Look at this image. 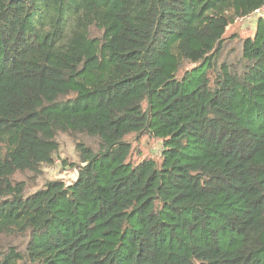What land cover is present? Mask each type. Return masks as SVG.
Returning a JSON list of instances; mask_svg holds the SVG:
<instances>
[{
    "label": "trees",
    "instance_id": "obj_1",
    "mask_svg": "<svg viewBox=\"0 0 264 264\" xmlns=\"http://www.w3.org/2000/svg\"><path fill=\"white\" fill-rule=\"evenodd\" d=\"M262 7L0 0V264H264V18L226 36ZM61 134L77 179L28 193Z\"/></svg>",
    "mask_w": 264,
    "mask_h": 264
},
{
    "label": "rangeland",
    "instance_id": "obj_2",
    "mask_svg": "<svg viewBox=\"0 0 264 264\" xmlns=\"http://www.w3.org/2000/svg\"><path fill=\"white\" fill-rule=\"evenodd\" d=\"M259 19L257 14H253L250 18H246L242 21L235 22L231 25L226 32V36L234 35L239 39L246 37H253L256 22ZM238 41H233L229 43L224 49V58L226 54L230 52L231 49L235 48ZM239 43L237 44V47ZM231 56L228 57L229 60L233 59V53L230 52ZM58 141V151L54 155L53 164L49 166H44L42 168V175L38 178L35 177H19L18 180L27 183L26 190L28 193H34L44 186L48 181L61 180L65 184L69 185L77 179V168L75 166L79 165V159L77 152L75 150V145L72 140L66 135H59ZM132 148V160L138 162L143 159L152 158L157 159L161 152V142L160 140L153 139L150 137L134 138L128 139ZM26 240L24 238H19L15 240V245L21 249L25 245Z\"/></svg>",
    "mask_w": 264,
    "mask_h": 264
},
{
    "label": "built area",
    "instance_id": "obj_3",
    "mask_svg": "<svg viewBox=\"0 0 264 264\" xmlns=\"http://www.w3.org/2000/svg\"><path fill=\"white\" fill-rule=\"evenodd\" d=\"M253 14H257V16H259V18H264V7H262L261 9H259V10H257V11H255ZM251 17V16H250ZM249 17V18H250ZM246 18H248V17H246ZM246 18H240V19H236V22H238V21H242V20H244V19H246Z\"/></svg>",
    "mask_w": 264,
    "mask_h": 264
}]
</instances>
